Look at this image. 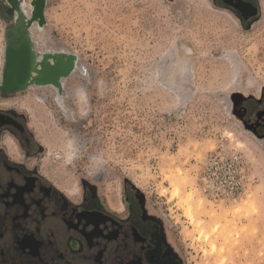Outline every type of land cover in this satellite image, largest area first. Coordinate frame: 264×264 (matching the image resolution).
Segmentation results:
<instances>
[{
    "label": "rangeland",
    "instance_id": "374dc122",
    "mask_svg": "<svg viewBox=\"0 0 264 264\" xmlns=\"http://www.w3.org/2000/svg\"><path fill=\"white\" fill-rule=\"evenodd\" d=\"M177 2L50 0L53 38L82 72L62 110L31 90L19 103L74 196L138 194L185 264H264V140L234 100L264 91V8L245 27L212 0ZM4 34L0 18V76Z\"/></svg>",
    "mask_w": 264,
    "mask_h": 264
},
{
    "label": "flooded vegetation",
    "instance_id": "af4514ba",
    "mask_svg": "<svg viewBox=\"0 0 264 264\" xmlns=\"http://www.w3.org/2000/svg\"><path fill=\"white\" fill-rule=\"evenodd\" d=\"M212 1L245 27L258 18L264 2ZM49 3L0 0L5 23L0 76V264H185L176 240L141 196L126 191L117 205L92 188L74 196L44 170L40 157L44 150L19 103L21 94L31 90L60 109L59 100L68 107V83L83 68L78 55L53 38ZM240 4L245 7L240 9ZM234 100L245 126L264 140V91L236 94Z\"/></svg>",
    "mask_w": 264,
    "mask_h": 264
},
{
    "label": "water",
    "instance_id": "95a60500",
    "mask_svg": "<svg viewBox=\"0 0 264 264\" xmlns=\"http://www.w3.org/2000/svg\"><path fill=\"white\" fill-rule=\"evenodd\" d=\"M168 1H170V2H172V3H178L177 1L178 0H168ZM238 7L240 8V9H243L245 6H244V4H240V5H238ZM69 52L71 53V54H75L74 52H72V51H70L69 50ZM75 55H77V54H75ZM85 74H86V72H85Z\"/></svg>",
    "mask_w": 264,
    "mask_h": 264
},
{
    "label": "bare ground",
    "instance_id": "6f19581e",
    "mask_svg": "<svg viewBox=\"0 0 264 264\" xmlns=\"http://www.w3.org/2000/svg\"><path fill=\"white\" fill-rule=\"evenodd\" d=\"M263 8H264V2H263ZM237 58V57H236ZM39 101H42L41 99H43L44 98V96H42V95H38V97H36ZM59 103H60V106L61 107H64V103H62V102H60V100H59ZM69 192H71L70 190H68ZM75 194V193H74Z\"/></svg>",
    "mask_w": 264,
    "mask_h": 264
},
{
    "label": "built area",
    "instance_id": "2783aa9c",
    "mask_svg": "<svg viewBox=\"0 0 264 264\" xmlns=\"http://www.w3.org/2000/svg\"><path fill=\"white\" fill-rule=\"evenodd\" d=\"M236 190H237V192H236L235 194H237V193H239V192H240V191H239V190H240L239 188H237Z\"/></svg>",
    "mask_w": 264,
    "mask_h": 264
}]
</instances>
